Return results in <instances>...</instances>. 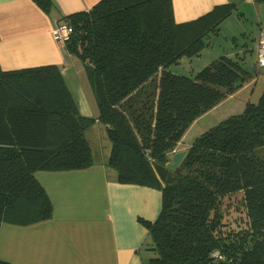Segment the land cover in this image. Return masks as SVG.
Wrapping results in <instances>:
<instances>
[{"label": "trees", "instance_id": "obj_1", "mask_svg": "<svg viewBox=\"0 0 264 264\" xmlns=\"http://www.w3.org/2000/svg\"><path fill=\"white\" fill-rule=\"evenodd\" d=\"M235 10L219 5L178 24L172 0H100L70 15L66 46L85 65L98 118L79 113L57 65L0 67V230L52 217L36 172L92 167L87 130L98 119L119 182L162 194L157 218L141 219L151 239L142 264H264V90L197 137L177 169L166 167L195 120L255 75L239 55L219 56L194 76L170 69L200 55ZM230 206L238 215L226 219Z\"/></svg>", "mask_w": 264, "mask_h": 264}, {"label": "crops", "instance_id": "obj_2", "mask_svg": "<svg viewBox=\"0 0 264 264\" xmlns=\"http://www.w3.org/2000/svg\"><path fill=\"white\" fill-rule=\"evenodd\" d=\"M99 1L52 0V7L46 12L33 0H0L1 69L57 65L83 116L98 118L99 111L94 110L86 93L90 86L83 65L69 51L67 43L55 39L53 30L62 22L70 23V15L87 12ZM229 3L236 10L221 22L214 34L208 35V38L215 37L209 40V49L219 51L226 46L229 35L238 41V35L248 33L241 20L257 22L260 29L264 26V0H172L174 20L178 24L191 22L216 6ZM258 45L256 42L257 48ZM257 48L255 58L248 57V51L238 54L247 68L257 63L254 77L197 118L182 137L177 151L187 150L209 127L241 113L247 103L256 102L264 90L257 83L258 75L264 76L260 73L264 67L258 64ZM233 49L238 47L233 46L232 52L215 51L218 56L213 58L224 54L238 56L233 54ZM102 124L97 119L87 130L95 162L92 167L36 172L52 200L53 215L36 223L2 224L1 260L10 264H142L148 258L145 247L150 243V235L141 219L157 218L162 206L161 191L119 182L117 172L108 166L112 144L107 126ZM99 140L104 142L106 150L100 149Z\"/></svg>", "mask_w": 264, "mask_h": 264}, {"label": "rangeland", "instance_id": "obj_3", "mask_svg": "<svg viewBox=\"0 0 264 264\" xmlns=\"http://www.w3.org/2000/svg\"><path fill=\"white\" fill-rule=\"evenodd\" d=\"M241 21H242V25L245 23L244 26L248 29L247 30L248 33H246L245 35H238V38H239L238 41L234 40L232 35H229V39H228V42H227L226 46L221 47V49L219 51L216 49L215 50L216 53H220L223 49L230 50L232 52V47L234 46L235 48L238 47V49L237 50L233 49V54H236V55L245 54L248 51L247 49H249V48L251 49L254 46L252 51L249 50L247 52V56L248 57H254V58L256 57V48L257 47L255 45H256V42H257V44L259 43L260 26H259V24L257 22L256 23H251V21H249V20L246 21L245 19H243ZM210 34H214V33L212 32ZM220 36H222V35H220ZM212 37L213 38H208V36H206V38H205L206 44L209 43V40H215V37L213 35H212ZM223 40H226V39L223 38ZM245 42H247L249 44V48L247 47V43H245ZM222 43H223V41H222ZM236 44H240V45L238 46ZM215 51L213 49H209V47L206 46V48L202 51L201 55H196V56H193V57H190V56L186 55L181 60H179V62H177L176 64L172 65L171 66V70L174 73H177V74L194 76L196 74V72H198L199 70H201L202 68H204L205 66L210 64L214 59L217 58V57L213 58V56H218V55H215ZM257 51H258V48H257ZM221 54H224V52L221 53ZM224 55H227V54H224ZM211 58H213V59H211ZM76 59H78V61L80 62L81 66L83 65L82 69L84 71V76H85V79H86V81L88 82V84L90 86V87L86 88V93L88 95V98H89L92 106L94 107V110L98 112L99 108H98V104H97V101H96L97 99H96L95 93L93 91V88H92V85H91L87 70L85 68V65H84L83 61L78 56H76ZM260 73L264 75V68H260ZM257 83L263 89L264 88V76H261L259 74ZM257 92H259V91H257ZM260 96H261V94L258 96L256 102L259 100ZM78 111H79L80 114H82L79 108H78ZM102 125L104 127L105 124H102ZM210 128H212V126L209 127L208 130ZM99 147H100L101 150H106L104 142H102L100 140H99ZM263 151H264V149H263ZM233 199H234V196L231 197L230 201L232 202V204L237 205L236 202L233 201ZM228 209L231 212H229V211L226 212V219L227 218H231L233 215L234 216L238 215L234 211V206H230V207L226 208V210H228ZM150 241H151V239H149V242ZM145 249H146V247H145ZM148 256H150V254Z\"/></svg>", "mask_w": 264, "mask_h": 264}, {"label": "built area", "instance_id": "obj_4", "mask_svg": "<svg viewBox=\"0 0 264 264\" xmlns=\"http://www.w3.org/2000/svg\"><path fill=\"white\" fill-rule=\"evenodd\" d=\"M73 26L70 23L62 22L54 30L55 39L63 44H66L72 36ZM258 64L264 67V26L260 29V41L258 45Z\"/></svg>", "mask_w": 264, "mask_h": 264}, {"label": "water", "instance_id": "obj_5", "mask_svg": "<svg viewBox=\"0 0 264 264\" xmlns=\"http://www.w3.org/2000/svg\"><path fill=\"white\" fill-rule=\"evenodd\" d=\"M246 69H249L250 72H254V74L257 73V63H254L253 65H250L248 68L245 67ZM187 154V150H180V151H175L171 157V161H169L166 164V167L170 170H175L177 169L180 164L182 163L183 159L185 158Z\"/></svg>", "mask_w": 264, "mask_h": 264}]
</instances>
